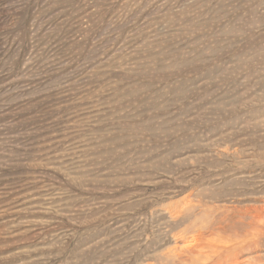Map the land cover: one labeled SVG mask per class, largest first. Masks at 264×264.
Here are the masks:
<instances>
[{
	"label": "rangeland",
	"instance_id": "obj_1",
	"mask_svg": "<svg viewBox=\"0 0 264 264\" xmlns=\"http://www.w3.org/2000/svg\"><path fill=\"white\" fill-rule=\"evenodd\" d=\"M0 264H264V0H0Z\"/></svg>",
	"mask_w": 264,
	"mask_h": 264
}]
</instances>
